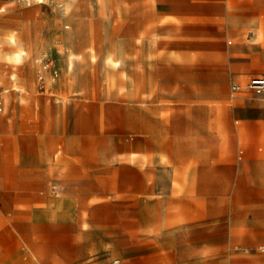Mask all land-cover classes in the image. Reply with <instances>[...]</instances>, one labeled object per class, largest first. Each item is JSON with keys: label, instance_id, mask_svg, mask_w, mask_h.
<instances>
[{"label": "rangeland", "instance_id": "obj_1", "mask_svg": "<svg viewBox=\"0 0 264 264\" xmlns=\"http://www.w3.org/2000/svg\"><path fill=\"white\" fill-rule=\"evenodd\" d=\"M239 1L0 0V258L264 264V32ZM17 220L36 244L10 252Z\"/></svg>", "mask_w": 264, "mask_h": 264}, {"label": "crops", "instance_id": "obj_2", "mask_svg": "<svg viewBox=\"0 0 264 264\" xmlns=\"http://www.w3.org/2000/svg\"><path fill=\"white\" fill-rule=\"evenodd\" d=\"M225 3L226 4H229V3H231V4H233V3L240 4L241 1H239V0H225ZM247 3H248V5H247L248 7L246 8V10H247L246 13L248 14L247 15V19L248 20L262 21V24H263L262 30L264 32V0H247ZM238 10H239V11H237L238 13L242 12V10H240V9H238ZM262 62H264V60H262ZM258 72H259V70H251V71H249L250 74H256ZM232 83H238V82L232 81ZM209 98H211V97H208V100H210ZM234 100H235L234 98H231L230 100H226L225 99V100H221V101L222 102L224 101L227 104H230V102L234 101ZM221 101L219 100V101H216L215 103L221 102ZM207 103H211L210 104L211 108H209V109L214 108V107H212L214 105L213 101H207ZM226 103H224V104H226ZM214 106L216 107V105H214ZM208 119L210 120L211 116H209ZM208 127L211 128V127H213V125L209 124ZM255 147H258V146H256V144L252 143L248 148L252 149V148H255ZM259 147H261V146L259 145ZM263 147H264V143H263ZM248 152H249V150L248 151L246 150L244 154L247 155ZM148 158L149 157L147 155L143 156L142 163L143 164L147 163V159ZM165 160H166L165 155L161 154L159 156V161H165ZM177 161L179 163H181V161L184 163V158L178 157ZM183 189H184V193L179 194L178 196H182L183 197L182 201H186V202L190 201V199L192 200L196 196L203 195V194H208V192H205V193H201L200 192L199 193V191L195 187L188 186V187L183 188ZM171 195L172 194H168V196H171ZM173 195H175V194L173 193ZM13 204L14 203L12 202V199L10 198V194L7 191H5V190L0 189V213H3L4 210L5 211L8 210L10 208V206L13 205ZM10 227L16 229L17 235H14L10 239H7L4 242V244H12V248H10L9 251L10 252H14V250L16 249V246L18 244H20V243L25 244V243H30V241H33L32 240L33 238H31L29 232L26 231V229L27 228L39 227V225H37L35 222H27V221H24V220H17V221L12 222L10 224ZM31 244L35 245L36 243L33 241ZM33 258L35 260H38L40 263L42 261L45 264H51V261H52L51 255H49L48 257H45L44 254L40 253V249L39 248L37 249V252L34 253V257ZM65 259L67 260V259H70V258L69 257H65ZM20 260H22V262ZM117 262H119V260L116 261L115 263H117ZM0 264H38V263H35L34 260L30 261L28 263H24V257L19 256L17 258L16 257H12V258L8 257L6 260L0 258Z\"/></svg>", "mask_w": 264, "mask_h": 264}, {"label": "built area", "instance_id": "obj_3", "mask_svg": "<svg viewBox=\"0 0 264 264\" xmlns=\"http://www.w3.org/2000/svg\"><path fill=\"white\" fill-rule=\"evenodd\" d=\"M248 90H251L255 95H264V75L254 76L246 83L245 86ZM240 85L238 83L231 84V94L234 95L239 91Z\"/></svg>", "mask_w": 264, "mask_h": 264}, {"label": "bare ground", "instance_id": "obj_4", "mask_svg": "<svg viewBox=\"0 0 264 264\" xmlns=\"http://www.w3.org/2000/svg\"><path fill=\"white\" fill-rule=\"evenodd\" d=\"M130 8V7H129ZM121 19V18H120Z\"/></svg>", "mask_w": 264, "mask_h": 264}]
</instances>
